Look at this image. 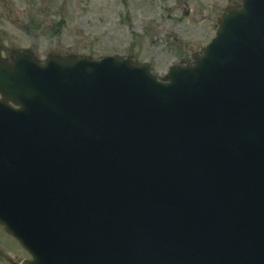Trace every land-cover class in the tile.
<instances>
[{"label":"water","instance_id":"obj_1","mask_svg":"<svg viewBox=\"0 0 264 264\" xmlns=\"http://www.w3.org/2000/svg\"><path fill=\"white\" fill-rule=\"evenodd\" d=\"M242 2L169 83L0 63L20 106H0V223L24 264H264V0Z\"/></svg>","mask_w":264,"mask_h":264},{"label":"rangeland","instance_id":"obj_2","mask_svg":"<svg viewBox=\"0 0 264 264\" xmlns=\"http://www.w3.org/2000/svg\"><path fill=\"white\" fill-rule=\"evenodd\" d=\"M239 0H2L0 43L49 54L132 57L164 76L200 52ZM21 13L20 24L16 19ZM3 239V240H2ZM4 235L0 236V243Z\"/></svg>","mask_w":264,"mask_h":264},{"label":"flooded vegetation","instance_id":"obj_3","mask_svg":"<svg viewBox=\"0 0 264 264\" xmlns=\"http://www.w3.org/2000/svg\"><path fill=\"white\" fill-rule=\"evenodd\" d=\"M0 21H2V19H0ZM1 233V232H0ZM0 264H1V256H0Z\"/></svg>","mask_w":264,"mask_h":264}]
</instances>
